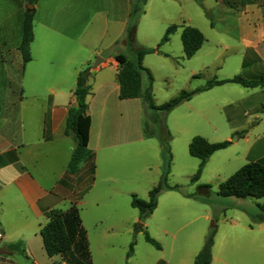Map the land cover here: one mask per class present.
Returning <instances> with one entry per match:
<instances>
[{"label": "crops", "instance_id": "1", "mask_svg": "<svg viewBox=\"0 0 264 264\" xmlns=\"http://www.w3.org/2000/svg\"><path fill=\"white\" fill-rule=\"evenodd\" d=\"M217 2V10L222 13L219 16L232 19L226 32L231 30L235 34L231 44H218L216 57L225 56L222 53L232 55L234 66L217 80L239 76L246 81L262 82L247 88L251 89L245 90L247 95L231 102L234 106L229 118L230 131L237 132L236 140L248 144L246 162L264 166V145H260L264 144V129H245L250 116L258 127L264 121V0H246L243 5L231 0L232 7L222 0ZM28 5L26 0H0V257L5 256V264H50L59 256L49 258L43 248L39 231L47 222L45 213L52 209L65 211L74 203L80 210L94 264V240L120 237L126 228L120 212L126 195L125 182L121 183L105 162L110 153L151 139L143 134V101L118 97L120 67L115 56L125 55L122 52L126 42L121 48L110 47L123 34L103 49L96 48L93 42L100 21L105 29L117 26L124 33L131 24V0H38L32 6L30 60L24 63L19 45L24 14L30 10ZM106 50L111 51L102 55ZM97 55L104 61L91 70L92 88L86 99L90 118L88 149L93 154L94 168L91 172L85 162L70 174L67 166L75 142L65 134L68 110L76 106L74 89L79 71ZM213 78L216 76L206 80ZM228 85L196 95L216 97L215 89L219 88L222 93L232 92ZM142 88L146 89L143 83ZM23 94H28L32 102L24 103ZM41 96H45L42 102ZM248 99L250 105L246 104ZM200 103H204L202 98ZM239 108L243 112L236 114ZM203 111H208L206 104ZM115 123L119 129L111 133ZM168 192L178 191H163L157 203ZM104 209L107 214H103ZM256 216L245 226L230 222V230L222 233L218 245L212 246L210 264H256V256H261L257 264H264V223L257 222ZM13 244L20 245L13 250L9 248ZM154 264L170 263L159 259Z\"/></svg>", "mask_w": 264, "mask_h": 264}, {"label": "rangeland", "instance_id": "2", "mask_svg": "<svg viewBox=\"0 0 264 264\" xmlns=\"http://www.w3.org/2000/svg\"><path fill=\"white\" fill-rule=\"evenodd\" d=\"M217 3V0H146L141 5V0H131V12L136 11L130 20L135 25L136 48H157L167 28H177L169 36L168 42L159 47L160 53L145 55L142 60L143 67L152 78L150 88L155 105L168 102L181 91L204 86L206 78L216 76L219 79L225 73H230L234 66L232 55L222 53L225 56H216L220 50L218 44H231L235 34L231 30L226 32V26H232V19L219 16L222 13L217 10ZM204 10L211 13L213 27ZM186 26L197 29L205 38L200 50L190 59L183 57L180 39L181 31ZM127 28L124 33L117 26L105 29L104 23L100 21L98 31L95 30L93 34L95 47L103 49L112 39L123 34L110 49L121 48L120 45L125 41L126 47L122 53L129 60H135V49L128 44ZM110 51L106 50L102 55H108ZM165 54L169 57H165ZM97 58L102 57L94 56L89 67ZM142 80L143 86L148 88L150 82L147 76L144 75ZM226 84L232 86V92L222 93V88H219L215 89L218 93L216 97L210 94L203 97L194 95L189 102L181 103L166 115L145 112L144 124L149 132L155 134L154 137L109 154V158L104 161L107 164L105 166L114 172L121 183L125 182L126 195L121 202L120 212L126 228L120 237H97L94 240V247H97L96 250L94 248V264H154L159 259L170 264H193L212 229H215L213 244L218 245L222 233L224 235L225 231L230 230V222L236 221L244 226L252 223V217L259 213L258 206L264 203V198H222L217 194L219 185L247 164L245 157L248 144L236 140L237 132L230 131L229 118L233 112L231 106H234L231 102L247 95L245 90L251 89L234 83ZM44 97L41 96V102ZM200 98L206 104L208 111L205 113V104L200 103ZM23 102H32L28 94H23ZM249 103L250 99L246 104ZM240 104L243 102L236 103ZM222 105L225 106L220 109L218 106ZM235 112L241 114L243 109L239 108ZM248 120L249 127L245 129L255 132L264 129V121L258 127L253 116L248 117ZM116 127L115 123L111 133L119 129ZM194 137H202L209 143L229 141L230 144L215 151L205 163L199 178L192 181L199 164L198 159L188 151ZM164 173L168 186L180 188L178 192L161 195L154 212L143 220L144 230L160 247L156 249L144 240L143 233H134L133 225L138 221L139 213L130 204L132 196L148 201V192L159 183ZM106 211L104 209L103 214H107ZM132 243L133 252L127 259ZM196 245L197 252L194 253ZM213 253H216L215 245ZM228 256L231 258V253ZM3 257H0V264L5 261ZM255 262L260 263L261 256H256ZM50 264H61V260L56 257Z\"/></svg>", "mask_w": 264, "mask_h": 264}, {"label": "trees", "instance_id": "3", "mask_svg": "<svg viewBox=\"0 0 264 264\" xmlns=\"http://www.w3.org/2000/svg\"><path fill=\"white\" fill-rule=\"evenodd\" d=\"M29 5H35L38 0H26ZM201 2V0H198ZM223 3L232 7L231 0H222ZM142 4L146 0H141ZM241 5L246 3V0H238ZM136 11L131 12L134 16ZM206 17L210 20V25L213 27L212 15L209 11L204 10ZM34 10H28L24 14L22 24V38L19 45V50L22 54L23 62L30 60L29 46L33 40L32 21ZM176 26L167 28L164 37L157 48H136L134 46L135 40V25L130 24L127 28L128 44L135 49V60H129L125 55L115 56V61L118 63L120 69L117 74V81L119 83V99H135L139 98L145 105V111L153 113H161L166 115L176 106L185 101H189L194 95L207 91L215 86H221L226 83H234L243 87L253 88L262 85L261 81H246L239 76H235L227 80L210 79L202 87L191 91H181L177 96L170 99L168 102L156 106L154 104L151 92V75L149 71L142 66V60L145 55L160 53L159 47L169 40V36L176 31ZM184 58L190 59L200 49L204 42V37L200 31L193 27L186 26L182 29L180 35ZM165 57H169L165 54ZM146 75L150 84L146 89L142 88V76ZM92 72L89 67H85L79 71L76 78V85L74 89V97L76 106L68 110L66 119L65 134L72 136L75 142V148L71 154L68 162L67 171L74 174L78 171L82 163L88 162L91 172L94 168L93 154L88 149L90 118L87 115L86 99L91 93ZM156 122V121H154ZM143 134L146 138L154 137L153 132H149L145 124H143ZM230 144L229 141L220 143H209L202 137H194L189 144V154L198 159V169L192 181L199 178L205 163L208 158L217 150L224 149ZM162 145V144H161ZM162 175L159 183L148 194V201L138 199L132 196L131 207L138 210V221L133 225L134 233H143L144 240L160 249L157 242L152 239L146 230H144L143 220L150 216L157 206V198L163 191H178V186H168L165 181V176ZM218 196L222 198L235 197L237 199L245 198H264V166L259 162H250L242 166L234 174H232L226 181L219 185L217 192ZM259 213L255 220L264 223V203L258 206ZM47 222L41 227L39 234L42 238V244L46 255L51 258L59 256L64 264H91L90 251L88 249V242L86 231L82 225L80 212L77 206L72 203L70 207L63 211L60 209H52L45 213ZM215 229H212L204 243L201 251L195 256L193 264H210L211 249L213 246V238ZM20 244H13L9 246L10 249H17ZM133 243L130 245L127 253V258L132 255Z\"/></svg>", "mask_w": 264, "mask_h": 264}, {"label": "water", "instance_id": "4", "mask_svg": "<svg viewBox=\"0 0 264 264\" xmlns=\"http://www.w3.org/2000/svg\"><path fill=\"white\" fill-rule=\"evenodd\" d=\"M28 9L32 10V5L31 6H27ZM103 59L102 58H97L96 61L91 65L90 69L91 70H95L98 66H100V64L103 63Z\"/></svg>", "mask_w": 264, "mask_h": 264}]
</instances>
